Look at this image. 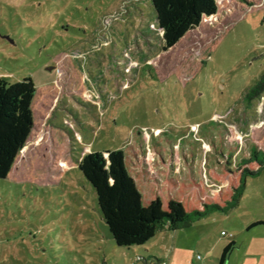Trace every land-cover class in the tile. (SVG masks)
<instances>
[{"label": "rangeland", "instance_id": "obj_1", "mask_svg": "<svg viewBox=\"0 0 264 264\" xmlns=\"http://www.w3.org/2000/svg\"><path fill=\"white\" fill-rule=\"evenodd\" d=\"M163 47L151 0H0V78L36 85L34 130L0 179V264H220L231 242L224 264H264V224L249 229L264 222V168L229 211L131 248L78 170L139 130L191 135L199 154L264 151V93L245 100L264 74V0H220Z\"/></svg>", "mask_w": 264, "mask_h": 264}, {"label": "trees", "instance_id": "obj_2", "mask_svg": "<svg viewBox=\"0 0 264 264\" xmlns=\"http://www.w3.org/2000/svg\"><path fill=\"white\" fill-rule=\"evenodd\" d=\"M219 1L151 0L164 50L175 47L204 18L216 15ZM263 93L264 74L247 91V105ZM35 95L30 77L16 83L0 78V179L8 178L34 130ZM231 146L225 142L223 150L216 151L218 141L210 142V150L199 154L191 135L139 130L122 149L88 153L78 170L93 187L115 243L131 248L144 245L161 230L186 229L212 212H227L236 205L247 177L264 168V151L253 147L249 157L237 160L241 145L234 151ZM216 152L222 158L214 157ZM233 246L231 242L225 248L220 264Z\"/></svg>", "mask_w": 264, "mask_h": 264}, {"label": "crops", "instance_id": "obj_3", "mask_svg": "<svg viewBox=\"0 0 264 264\" xmlns=\"http://www.w3.org/2000/svg\"><path fill=\"white\" fill-rule=\"evenodd\" d=\"M151 5H152V2H151ZM152 9H153V7H152ZM159 130H160V129H157V131H159ZM198 221H200V220H198ZM198 221H197V222H198ZM197 222H195V223H197ZM195 223H194V224H195ZM194 224H193V225H194Z\"/></svg>", "mask_w": 264, "mask_h": 264}, {"label": "water", "instance_id": "obj_4", "mask_svg": "<svg viewBox=\"0 0 264 264\" xmlns=\"http://www.w3.org/2000/svg\"><path fill=\"white\" fill-rule=\"evenodd\" d=\"M155 13V12H154ZM156 15V14H155ZM156 20H157V18H156Z\"/></svg>", "mask_w": 264, "mask_h": 264}, {"label": "built area", "instance_id": "obj_5", "mask_svg": "<svg viewBox=\"0 0 264 264\" xmlns=\"http://www.w3.org/2000/svg\"><path fill=\"white\" fill-rule=\"evenodd\" d=\"M157 134V133H156Z\"/></svg>", "mask_w": 264, "mask_h": 264}]
</instances>
